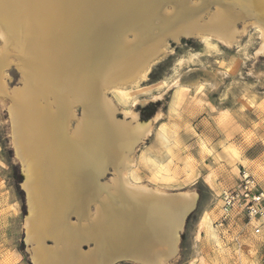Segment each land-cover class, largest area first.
I'll return each mask as SVG.
<instances>
[{"label":"bare ground","instance_id":"1","mask_svg":"<svg viewBox=\"0 0 264 264\" xmlns=\"http://www.w3.org/2000/svg\"><path fill=\"white\" fill-rule=\"evenodd\" d=\"M249 24L260 34L255 53H264V0H0V101L24 176L33 264L174 258L198 193L140 180L136 148L164 113L140 119L120 105L123 87L146 76L169 38L230 44ZM10 65L19 73L13 87ZM170 85L174 113L181 82ZM157 136L168 142L172 133L161 122ZM140 159L156 162L148 151Z\"/></svg>","mask_w":264,"mask_h":264},{"label":"rangeland","instance_id":"2","mask_svg":"<svg viewBox=\"0 0 264 264\" xmlns=\"http://www.w3.org/2000/svg\"><path fill=\"white\" fill-rule=\"evenodd\" d=\"M246 27L230 44L215 37L209 42L198 37H182L179 42L169 38L164 52L150 62L146 76L123 87L128 96L120 105L133 107L140 119H146L141 108L149 102L154 104V113H164L136 148L140 180L171 191L195 189L199 195L185 220L177 254L166 263L155 264H264V217L260 232L253 230L255 220L247 223L237 211L220 224L221 193H212L205 183L207 174H213V181L223 184L222 192L237 183L240 169L245 167L264 189V53H255L260 44L258 29L251 24ZM6 73L10 87L19 84L14 65ZM175 77L181 85L176 112L171 113L168 106L174 86L170 84ZM159 92L161 96L152 98ZM106 93L119 101L111 89ZM122 116L118 110L117 117ZM162 121L170 126L168 142L157 136ZM245 150L254 158H246ZM145 151L155 157V163L140 159ZM154 154L167 159L168 166ZM111 176L109 169L101 180ZM23 179L10 140L7 107L0 101V264L33 263L31 245L25 240ZM207 210L216 240L205 220ZM113 264L152 263L119 258Z\"/></svg>","mask_w":264,"mask_h":264},{"label":"built area","instance_id":"3","mask_svg":"<svg viewBox=\"0 0 264 264\" xmlns=\"http://www.w3.org/2000/svg\"><path fill=\"white\" fill-rule=\"evenodd\" d=\"M220 200V224L227 221L233 211H237L247 219V223L255 220L253 230L260 232L261 219L264 216V189L258 186L247 168L240 169L237 183L223 190Z\"/></svg>","mask_w":264,"mask_h":264},{"label":"crops","instance_id":"4","mask_svg":"<svg viewBox=\"0 0 264 264\" xmlns=\"http://www.w3.org/2000/svg\"><path fill=\"white\" fill-rule=\"evenodd\" d=\"M164 124H166L168 127H170L168 124H167V122L166 121H162ZM146 150H148V151H151L150 149H146ZM248 150V149H247ZM151 153H153L152 151H151ZM251 153V152H250ZM249 152L247 153L246 152V150H245V152H244V156L246 157V158H248V159H252V158H254V156L255 155H253V154H250ZM155 155V154H154ZM156 157H158V158H160V159H162V160H164L166 163H167V159L165 160V158H162V157H160V156H157V155H155ZM167 158V157H166ZM167 166H168V163H167ZM137 173H139V175L141 176V169L138 167V164H137ZM168 169H169V167H168ZM143 172H146L147 173V170L146 171H144L143 170ZM148 172H149V175H153L152 174V172L148 169ZM170 175V172H168V175H166V177H168ZM154 176V175H153ZM213 174H210V173H208L207 174V182H205L206 183V185L210 188V190L212 191V193L214 192L215 194H220L221 193V189H223L224 188V186H223V184H216L215 183V181H213ZM233 186V185H232ZM232 186H230V187H232ZM229 187V188H230ZM227 189V188H226ZM198 198H199V195H198ZM198 198H197V200H198Z\"/></svg>","mask_w":264,"mask_h":264},{"label":"trees","instance_id":"5","mask_svg":"<svg viewBox=\"0 0 264 264\" xmlns=\"http://www.w3.org/2000/svg\"><path fill=\"white\" fill-rule=\"evenodd\" d=\"M155 111L154 104L152 102H149L145 106L141 108V115L143 118L150 117Z\"/></svg>","mask_w":264,"mask_h":264},{"label":"water","instance_id":"6","mask_svg":"<svg viewBox=\"0 0 264 264\" xmlns=\"http://www.w3.org/2000/svg\"><path fill=\"white\" fill-rule=\"evenodd\" d=\"M195 206H196V204H195ZM195 206L187 212V214H186V216H185V219H184V223H185V220H186L187 216L193 211V209L195 208ZM118 259H119V258H117L116 260H118ZM127 259H130V258H127ZM116 260H115V261H116ZM132 260H133V259H132ZM115 261H114V262H115ZM114 262H113V263H114ZM31 263H32V260H31ZM113 263H112V264H113ZM32 264H33V263H32Z\"/></svg>","mask_w":264,"mask_h":264}]
</instances>
